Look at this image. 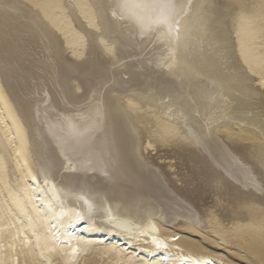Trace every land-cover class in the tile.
Returning a JSON list of instances; mask_svg holds the SVG:
<instances>
[{"label": "bare ground", "instance_id": "bare-ground-1", "mask_svg": "<svg viewBox=\"0 0 264 264\" xmlns=\"http://www.w3.org/2000/svg\"><path fill=\"white\" fill-rule=\"evenodd\" d=\"M152 121L210 203L145 155ZM216 245L264 264V0H0V264H227Z\"/></svg>", "mask_w": 264, "mask_h": 264}, {"label": "rangeland", "instance_id": "rangeland-1", "mask_svg": "<svg viewBox=\"0 0 264 264\" xmlns=\"http://www.w3.org/2000/svg\"><path fill=\"white\" fill-rule=\"evenodd\" d=\"M38 58H39V56L36 57V59H38ZM129 60H132V59H129ZM129 60H126L123 63H127ZM39 73L40 74L43 73L42 70H40ZM43 74H41V75H43ZM43 82H47L48 85L45 83L46 85H43L42 87H40V90L43 91V93L46 95H44L43 93L42 94L39 93L40 92V90H39V91H37V93H34V95L32 94L30 99H29V101L31 102V104L33 106L37 102V104L35 105L36 108L39 109V106H40L39 116H45L44 110H45V106L47 105L46 103H47V101L50 102V99H49L50 93H47V91L49 92V90H52V89H50V85H49L48 80L45 81V78H44ZM33 83L34 84H38V83L40 84V81L37 82V79H36V81L34 80ZM40 95L43 96V97H40L41 99L39 98ZM44 96H46L45 98H47V101H45L46 99H44ZM34 97H36V98H34ZM37 99H39V100H37ZM38 102L40 104H38ZM43 103L46 104V105L45 104L43 105L44 107L41 106ZM258 111H261V109ZM153 125H154L153 121H152V124H147V126L149 128H151V130H152V133L148 135V138L152 142L153 148L149 149V151H148L149 154L145 153V155L146 156L149 155V157H151V160H153L155 163L159 164L162 167L164 166V168H163L164 172L167 173V175L169 176L168 178L171 179V181H175L176 186L180 187L182 185L181 181L185 178L188 179L190 177L191 180L193 181V185L191 187V189L193 190L192 194H195V196H197L199 194L202 195L204 193V195H202V199L197 198L194 200V198H191L190 200H192L193 202L195 201V203L199 204V205H203L205 203H210L211 199L213 198V194L211 192V186L208 183L207 177L201 173H195L194 177H192L191 175H193V173H190L189 162H187L186 158H183L181 156V154L180 155L177 154L178 152L181 153L182 151L178 147L171 145L173 142H175L176 138H173L172 135H169L167 133H163L162 131H158V128L152 127ZM140 126H145V125H140ZM229 140L232 142L233 141H237V142L239 141V140L234 139V138L229 139ZM196 148H198V150H200L201 152L203 151L200 144L198 146H196ZM183 186L184 185H182V187ZM220 244L222 245L223 243H220ZM228 246L230 247V245H225V246H217L216 245V246H214L215 248L207 247L206 250L209 252H212L216 255L221 256L223 258V261L226 262L227 264H253V262L250 261L249 259H244L241 256H239L237 253H235L234 251H229ZM227 253H228V255H227Z\"/></svg>", "mask_w": 264, "mask_h": 264}]
</instances>
